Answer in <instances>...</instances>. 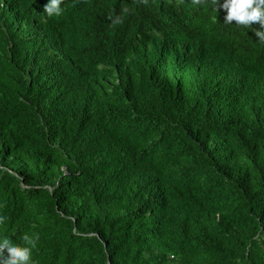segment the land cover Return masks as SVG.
Segmentation results:
<instances>
[{
  "label": "trees",
  "instance_id": "1",
  "mask_svg": "<svg viewBox=\"0 0 264 264\" xmlns=\"http://www.w3.org/2000/svg\"><path fill=\"white\" fill-rule=\"evenodd\" d=\"M46 3L0 0V237L38 233L37 264H264L259 25L192 0ZM165 27L218 42L175 62Z\"/></svg>",
  "mask_w": 264,
  "mask_h": 264
},
{
  "label": "clouds",
  "instance_id": "2",
  "mask_svg": "<svg viewBox=\"0 0 264 264\" xmlns=\"http://www.w3.org/2000/svg\"><path fill=\"white\" fill-rule=\"evenodd\" d=\"M136 2L148 4V0H136ZM62 3L63 0H48V3L44 5V12L50 17L59 16L62 14L60 7ZM192 3L194 5L210 3L218 12L223 9L226 13L224 16L225 24H237L245 28H253V25H259L253 31L255 36L259 38L258 41L264 43V0H223L222 3L221 0H192ZM129 11V8L122 7L121 14L113 16L109 13L108 19L112 25L121 24L123 22L122 15L128 14ZM165 30L170 34L167 44L169 55L175 62L183 59L197 60L206 50L208 40L218 42L216 32L209 27L205 29V37H183L173 27H165ZM65 100L71 108L77 109L80 105V98L75 93L66 95ZM5 219L6 217L0 216V224H3ZM21 239L22 244H17L8 237H0V264H37L32 259V249L36 247L39 234L29 235L25 233Z\"/></svg>",
  "mask_w": 264,
  "mask_h": 264
}]
</instances>
